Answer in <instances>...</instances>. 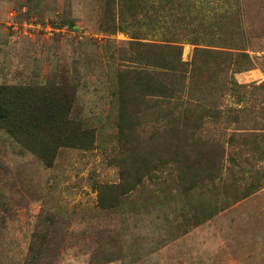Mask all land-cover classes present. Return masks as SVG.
Here are the masks:
<instances>
[{"label":"rangeland","instance_id":"374dc122","mask_svg":"<svg viewBox=\"0 0 264 264\" xmlns=\"http://www.w3.org/2000/svg\"><path fill=\"white\" fill-rule=\"evenodd\" d=\"M26 1L0 0V84L44 83L58 67L70 66L78 80L77 106L98 136L92 151L62 149L56 165L46 169L32 154H21L20 147L0 132V264H24L32 234L48 215L66 236L64 242L51 240L39 264H264V186L199 223L192 212L185 215L182 205L175 208L165 201L162 186L176 191L174 174L165 169L158 175L159 184L147 183L129 196L122 209L102 213L97 208L93 183L119 182L118 170L108 162L118 148L113 81L118 70L131 67L121 53L130 36L100 32L99 14L106 11L100 0H41L31 16L26 8L15 11ZM211 3L218 12L215 16L231 12L226 0ZM235 3L243 29L217 22L209 30L199 29L195 40L204 46L214 39L217 46L230 44L232 33L235 40L237 36L239 44L232 46L249 56V61L242 60L247 66L239 80L245 86L238 95L253 106L258 124L254 135L263 140L264 0ZM203 6V14L211 10L209 4ZM64 20L76 27H62ZM192 28L177 25L172 30L180 38ZM136 30L137 26H128V33ZM194 48L184 47V61L191 59ZM225 128L218 121L207 122L206 132L226 143L238 129ZM238 128L240 132L242 127ZM242 141L238 137L237 146L244 145ZM238 150L229 151L236 155ZM250 158L253 164L243 167L239 176L251 178L250 171L264 170L262 159ZM238 161H244L243 156ZM243 182L241 190L246 187Z\"/></svg>","mask_w":264,"mask_h":264},{"label":"trees","instance_id":"16d2710c","mask_svg":"<svg viewBox=\"0 0 264 264\" xmlns=\"http://www.w3.org/2000/svg\"><path fill=\"white\" fill-rule=\"evenodd\" d=\"M236 1L226 0L231 12L215 16L218 12L212 0H100L106 9L99 14L100 32L131 39L127 48H121L131 67L118 70L113 81L118 148L108 162L118 170L119 182L93 183L102 213L122 209L129 196L147 183L159 184L158 175L165 169L172 170L176 188L162 186L165 201L175 208L182 205L185 215L192 212L199 223L209 221V213L221 212L263 188L264 170L250 171L251 178L239 176L243 167L253 164L250 157L264 161V142L260 144L254 135L258 124L253 106L237 96L241 86L234 79V74L244 72L242 60L249 56L232 55L239 51L237 45L232 46L239 44L233 33L230 44L222 42L218 48L201 47L195 40L199 29L209 30L217 22L243 29V19L234 13L240 9ZM204 2L211 6L205 14ZM40 5L41 0H28L16 5L15 11L21 13L26 8L31 16ZM222 16L224 20L218 21ZM66 25L76 27L62 21V27ZM130 25L137 26L134 34L128 33ZM177 25L193 28L179 38L173 33ZM185 44L195 47L189 61L183 60ZM77 83L70 66L63 65L44 83L0 84V132L20 147L21 154H32L46 169L56 165L62 149L95 148L98 130L89 125L77 106ZM231 101L241 108H234ZM214 121L224 124L225 131L230 122L242 128L224 143L207 135V122ZM240 136L244 145L237 146ZM235 147L239 150L233 155L229 150ZM240 155L242 162L238 161ZM43 221L32 234L24 264H39L53 238L65 241L66 232L56 226L53 216ZM53 251L51 246L50 253Z\"/></svg>","mask_w":264,"mask_h":264},{"label":"crops","instance_id":"0c3cea01","mask_svg":"<svg viewBox=\"0 0 264 264\" xmlns=\"http://www.w3.org/2000/svg\"><path fill=\"white\" fill-rule=\"evenodd\" d=\"M187 45H191V46H194V45H192V44H185L184 45V47L185 46H187ZM210 46H214L213 44L212 45H210ZM201 47H208V45H202ZM217 47V46H216ZM222 47V46H221ZM212 48H215V47H212ZM218 48V47H217ZM220 48V47H219ZM234 53H238V51H233ZM250 65V64H249ZM247 66V65H246ZM242 67V66H241ZM241 67H239V68H241ZM245 69V68H244ZM239 77H240V73H236V74H234V79L236 80V82L241 86V88L243 87V86H245V85H243L241 82H240V80H239ZM248 94L249 95H251L252 94V91H249L248 92ZM238 97H240L239 95H237ZM231 105L234 107V108H238V109H240L241 108V104H235V103H233L232 101H231ZM234 127H237V128H234ZM238 129V126L236 125V123L235 122H230V123H228L227 124V129L228 130H230V129ZM259 142H260V144L261 143H263L264 141L263 140H258Z\"/></svg>","mask_w":264,"mask_h":264}]
</instances>
